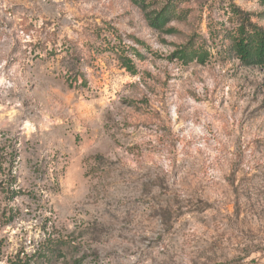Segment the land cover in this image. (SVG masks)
<instances>
[{"label": "clouds", "instance_id": "9594fccd", "mask_svg": "<svg viewBox=\"0 0 264 264\" xmlns=\"http://www.w3.org/2000/svg\"><path fill=\"white\" fill-rule=\"evenodd\" d=\"M260 38L264 0H0V264H264Z\"/></svg>", "mask_w": 264, "mask_h": 264}, {"label": "rangeland", "instance_id": "374dc122", "mask_svg": "<svg viewBox=\"0 0 264 264\" xmlns=\"http://www.w3.org/2000/svg\"><path fill=\"white\" fill-rule=\"evenodd\" d=\"M9 27H11V24L8 25ZM143 103H147V98H145L144 100H142ZM0 151H2V149H0ZM2 157H0V161H2ZM0 171H3L2 168H0ZM14 182V181H11ZM0 190H4L3 188V184L0 183ZM16 195V193H11V195H6V199H11ZM229 211H234L233 206H229ZM241 215H243V212L240 213ZM10 218L5 217V223L9 222ZM55 255L54 250H49V252H41V253H37L36 257H35V262L36 264H52V256ZM59 255H63V253H59ZM255 254H253L254 256ZM249 264H257V261L253 258L252 260L249 261Z\"/></svg>", "mask_w": 264, "mask_h": 264}, {"label": "trees", "instance_id": "16d2710c", "mask_svg": "<svg viewBox=\"0 0 264 264\" xmlns=\"http://www.w3.org/2000/svg\"><path fill=\"white\" fill-rule=\"evenodd\" d=\"M241 45H243L245 43L244 40L240 41ZM254 43V51L256 53L257 56L264 58V38H260L256 41L253 42Z\"/></svg>", "mask_w": 264, "mask_h": 264}]
</instances>
